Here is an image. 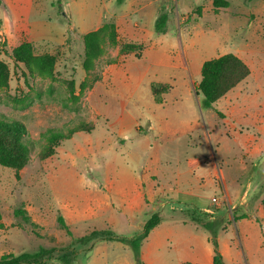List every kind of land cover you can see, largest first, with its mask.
<instances>
[{
	"label": "rangeland",
	"instance_id": "rangeland-1",
	"mask_svg": "<svg viewBox=\"0 0 264 264\" xmlns=\"http://www.w3.org/2000/svg\"><path fill=\"white\" fill-rule=\"evenodd\" d=\"M97 1L0 0V61L8 73L6 80H0V116L24 123L27 136L34 143L23 169L0 166V255L54 249L51 257L45 255L41 260L46 264H89L93 248L109 242L100 237L78 241L95 230L113 229L107 222L77 226L76 204L99 203L100 191L87 186L112 171V158L124 154V141L110 137V126L141 125L144 131L140 133H146L145 120L134 121L133 106L123 112L124 99L120 96L123 84L119 81L139 66L147 47L129 40L131 26H147L155 15L166 11V32L154 37L166 47L174 46L173 53L169 51L168 55L184 61L198 84L205 61L226 54L239 57L249 67L250 75L214 104L215 114L220 115L216 114L213 126H222L226 131L227 126L264 125V0H226L229 6L217 11L214 0H125L122 4L101 0L100 25L81 29L80 9L86 4L96 8ZM110 23L115 26L116 39L111 41L110 33H103L101 54L86 61L84 36ZM62 24L74 28L60 44L30 38L33 26L37 31H54ZM24 42L32 45L34 55V61L27 64L15 62L12 55L14 48ZM125 44L143 48L125 51ZM108 75L117 82L106 83ZM196 83L194 91L198 93ZM154 86L156 102L162 100L160 94L171 88L163 84ZM53 128L62 129L68 136L57 147L43 137ZM71 130L76 131L71 134ZM83 182L85 191L78 189L84 188ZM228 183H232L230 178ZM206 192L202 204L208 205L211 199V205L205 208L222 215L219 209H228L229 197L225 194V202L213 208L212 197L218 195L212 196L213 190ZM168 197L172 203H180L175 200L177 195ZM110 205L108 199L104 205L106 212ZM188 206L196 207L186 205L182 209ZM91 208L87 206L88 211ZM17 209L24 210L29 221L15 216ZM156 212L164 220L179 217V211L169 207ZM228 213L232 216L231 208ZM59 216H66L72 236L59 225ZM231 216L224 218L217 240L229 239L233 264H248L249 258L237 253V247H241L234 220L237 217L235 213L233 219ZM134 231L135 228L127 230L126 234ZM257 262L264 264V258H257Z\"/></svg>",
	"mask_w": 264,
	"mask_h": 264
},
{
	"label": "crops",
	"instance_id": "crops-1",
	"mask_svg": "<svg viewBox=\"0 0 264 264\" xmlns=\"http://www.w3.org/2000/svg\"><path fill=\"white\" fill-rule=\"evenodd\" d=\"M97 2L96 8L86 4L80 9L81 29L100 25L101 0ZM156 19L155 15L147 26L137 29L130 25L129 40L147 47L139 66L119 81L123 84L120 87L123 112L133 106L135 117L130 115L135 122L138 118L145 120L146 133H140L144 131L141 125L110 126V137L124 141V154L112 158L115 164L112 171L87 186L92 191L97 188L102 197H98L99 203L76 204L75 224L88 227L94 222H107L114 233L133 237L142 232L146 221L161 207L179 210L192 205L203 211L210 209L205 207L211 205V199L204 205L202 196L213 190L212 196L226 194L230 204L226 211L219 209L222 215L217 211L209 215L225 221V217L231 216L228 213L231 208L232 219L234 213L237 217L234 220L241 246L237 247L238 255L242 252L249 258L248 264H261L257 258H264V125L227 126L226 131L222 126H213L216 114L220 113L215 114V106L202 107L203 97L194 91V73L184 61L168 55L169 51L173 53L174 46L166 47L160 39H155ZM58 27L54 31H37L33 26L30 38L60 44L74 27L68 24ZM115 82L116 78L106 76V83ZM157 84L171 86L159 95L160 102H156L153 94V86ZM243 121L244 118L241 125ZM83 185V189H78L85 191L84 182ZM170 194L177 195L178 205L170 201ZM108 199L111 205L106 212L104 205ZM134 228L135 235L126 234ZM201 229L180 220L162 221L141 247L143 263L212 264L215 253L211 236ZM229 242L218 238L225 263L233 264V245ZM89 264L137 262L129 246L109 241L93 248Z\"/></svg>",
	"mask_w": 264,
	"mask_h": 264
},
{
	"label": "trees",
	"instance_id": "trees-1",
	"mask_svg": "<svg viewBox=\"0 0 264 264\" xmlns=\"http://www.w3.org/2000/svg\"><path fill=\"white\" fill-rule=\"evenodd\" d=\"M125 0H117L118 4H122ZM213 6L217 10L226 9L229 6L226 0H214ZM168 23V14L166 11L160 12L157 16L155 29L158 34L166 32ZM109 32L111 41L116 39L115 26L113 23L105 25L102 29L86 34L83 38L86 61L99 57L101 54L102 35ZM125 51H135L143 48L141 45L125 44ZM13 59L17 63L27 64L34 61L33 48L28 42L20 44L13 50ZM7 67L0 61V80H6ZM250 75L249 67L236 55L226 54L217 58L205 61L201 67V79L196 87L198 93L203 97L202 107L204 109L213 108L221 98L228 94L231 90L237 87ZM161 87V86H160ZM155 89V86H154ZM76 130H71L70 133H75ZM27 128L24 123L18 120H9L0 116V166L12 169H23L30 160V153L33 148V141L27 136ZM52 146H59L62 140L68 139V136L62 129H50L43 135ZM179 211L177 220L183 223H193L208 231L211 236V241L214 246V261L212 264H226L219 250L218 232L222 227L223 220L212 218L209 214L202 212L197 207H185L184 209H172L171 211ZM15 216H21L24 220L29 221L24 210H15ZM2 215L0 213V221ZM164 221L162 215L158 212L146 221L143 230L140 234L133 237L120 236L113 231H93L89 236L80 238L78 241H90L96 237L106 239L108 241H118L129 246L135 256L137 264H144L141 258V247L144 241L148 238L152 230H154L161 222ZM59 225L67 231L69 236L72 232L69 230L64 218L59 216ZM54 249L46 250L41 248L36 253H21V254H3L0 256V264H46L41 258L45 255L52 256Z\"/></svg>",
	"mask_w": 264,
	"mask_h": 264
},
{
	"label": "built area",
	"instance_id": "built-area-1",
	"mask_svg": "<svg viewBox=\"0 0 264 264\" xmlns=\"http://www.w3.org/2000/svg\"><path fill=\"white\" fill-rule=\"evenodd\" d=\"M226 196L223 195H219V196H214L212 197V205L216 208V207H220V204L222 201L225 202L226 200ZM206 212L210 215H215V211L213 209H208L206 210Z\"/></svg>",
	"mask_w": 264,
	"mask_h": 264
}]
</instances>
